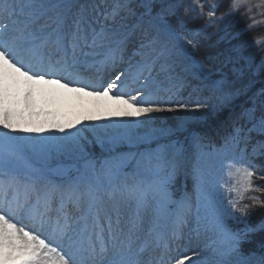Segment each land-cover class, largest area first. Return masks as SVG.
<instances>
[{"label":"snow or ice","instance_id":"1","mask_svg":"<svg viewBox=\"0 0 264 264\" xmlns=\"http://www.w3.org/2000/svg\"><path fill=\"white\" fill-rule=\"evenodd\" d=\"M221 3L0 0V264H264V239L245 248L264 233L251 220L264 199L245 195L264 193V86L219 147L192 128L264 76V37L231 43L259 24L250 0L217 15ZM240 13L251 23L229 32ZM201 35L231 45L220 65L195 57ZM190 80L215 103L180 99ZM44 86L91 97L96 112L57 120L37 106ZM172 112L197 115L169 125ZM220 171L240 180L226 186ZM181 175L193 191L177 196ZM186 228L203 246L179 251Z\"/></svg>","mask_w":264,"mask_h":264},{"label":"rangeland","instance_id":"2","mask_svg":"<svg viewBox=\"0 0 264 264\" xmlns=\"http://www.w3.org/2000/svg\"><path fill=\"white\" fill-rule=\"evenodd\" d=\"M188 2H190V0H185V3H188ZM228 3H229V0H222L221 7L218 10L217 15H219L222 11H224L227 8ZM260 3H261V0H250V4L252 5L253 11L249 15L254 16L256 18V20L259 22L258 25L264 24V7H257V5H260ZM247 19L249 20L248 16H246V18H245L243 13L237 14L234 17L235 23L229 25L228 31L233 32V33L237 32L238 28H240L239 23L241 21L243 22V20H247ZM249 21H250L249 23H251V20H249ZM202 23H203V21L197 20L194 24L190 25V27L195 28ZM208 31L211 32L212 30L209 29ZM221 35H223V33H221ZM203 36H206V35H201V36L197 37V39L201 40V39H203ZM208 39H211L212 41L209 42ZM218 39L219 38L217 36H211L210 38L208 36H206V38H204L203 40H204V42H207V45H211L212 42L214 43ZM252 48L256 51V48H254V47H252ZM203 51H205V50H203ZM196 54H197V52L195 53V57L197 59H199L198 55L196 56ZM211 79L215 80V78H212V77H211ZM197 88H199V90L194 91V89H197ZM63 90H65V89H63ZM202 91L205 92L204 93L205 95L200 97V92H202ZM64 96H68L66 92H61V94L56 93L54 95H50L44 91L38 92L37 97H36L37 106H38V108H41L46 112L53 113L55 116V119L65 120V121L75 120L77 118L83 119V116L85 114H87V113H93L94 114L96 112L95 102L93 101V98L88 97L87 99L91 98L92 101L86 100V102L83 100L84 98H80V99L71 98L73 101L67 102L64 100ZM179 98L184 99V100L190 99L192 102H195L198 99L203 100L205 98H208L210 103H215V100L213 98H211L210 93L208 95H206V90L203 89V86L200 84V81H198V80H190V86H188L186 89H184L181 92V95ZM101 103L106 104L108 107H110L112 109H115L117 107V104L115 101H113V103H109L107 100H104ZM234 110H235V107L232 104V107L230 109H224L220 112H214V113L210 112L208 114V117L206 120L201 121V122H194L192 124V128L194 131H196L200 134H204L206 132L208 133L210 130L214 129L215 126H217V124L224 123L223 122L224 120H226V119L228 120V119H230V117L233 114L239 113L241 109H239V110L236 109L237 110V111L235 110L236 112ZM105 115H106V113H105ZM164 115L166 117H168L167 123L169 125H172L177 121L178 118H182V117H186V116H195V115H197V113L172 112V113H165ZM223 115H224V117H222ZM41 119H44V117H41ZM49 119H51V117H49ZM112 119H127V118H125V117H112ZM185 136L187 137L186 132L185 133H179L177 138L183 144H185V147H188V141L185 138H183ZM214 146L218 147L216 144H214ZM250 151H251V149H250ZM107 158H108V155L102 160L101 163H103V161ZM130 170L132 171V169H130ZM130 170L126 169V171L131 173ZM182 177L186 179L185 182H187L190 179L189 186H188L186 191L191 193L193 191V179H192V177L190 175H183ZM218 179H220L221 182L225 183V185L228 186L227 182L231 179V177L227 174L226 171H220L218 174ZM129 180H131V176H129ZM147 226L148 225L146 222L145 228H147ZM190 227H191V225H190ZM185 233H189L188 228L185 229ZM187 235L185 236V239L183 241L186 245L192 246V248H198L200 246H203L202 240H197L195 238L189 240Z\"/></svg>","mask_w":264,"mask_h":264},{"label":"trees","instance_id":"3","mask_svg":"<svg viewBox=\"0 0 264 264\" xmlns=\"http://www.w3.org/2000/svg\"><path fill=\"white\" fill-rule=\"evenodd\" d=\"M243 24V22H242ZM258 36H264V25L259 26L257 28H254L252 31L246 32V33H241L238 38L236 40H233L235 42V44L241 43V42H245V41H249L255 37ZM225 44V43H223ZM229 45V44H228ZM201 49L205 50V51H201ZM207 50H211L212 52H214L215 54H219L221 52V54H226V51L222 48L219 47L218 44H211L209 47H207ZM205 48H199L197 51V54H200L203 56V59L207 62V64H216L217 65V60L213 59V57L211 55H213V53L210 55L209 52L207 51ZM248 53H250L248 47L245 49ZM264 82V76H257L255 77V81L252 85V87L256 86L259 83ZM251 87V88H252Z\"/></svg>","mask_w":264,"mask_h":264},{"label":"bare ground","instance_id":"4","mask_svg":"<svg viewBox=\"0 0 264 264\" xmlns=\"http://www.w3.org/2000/svg\"><path fill=\"white\" fill-rule=\"evenodd\" d=\"M62 92H66L67 95L69 96V97H68V96H64V100L67 101V102H71V101H73L71 98H73V99L84 98L83 100H84L85 102H86V100L92 101L91 98L87 99L88 97H79L77 94H75V93H71V92H69L68 90H62ZM58 93H60V91H59ZM105 100H107L109 103H113L112 100H108L107 98H105Z\"/></svg>","mask_w":264,"mask_h":264}]
</instances>
